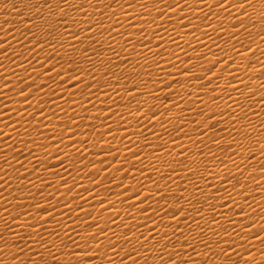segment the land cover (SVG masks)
Instances as JSON below:
<instances>
[{"label":"bare ground","instance_id":"6f19581e","mask_svg":"<svg viewBox=\"0 0 264 264\" xmlns=\"http://www.w3.org/2000/svg\"><path fill=\"white\" fill-rule=\"evenodd\" d=\"M245 8L241 28L216 0H0V264H48L53 228L66 253L99 227V253L51 251L264 264V22Z\"/></svg>","mask_w":264,"mask_h":264},{"label":"snow or ice","instance_id":"6c2138e0","mask_svg":"<svg viewBox=\"0 0 264 264\" xmlns=\"http://www.w3.org/2000/svg\"><path fill=\"white\" fill-rule=\"evenodd\" d=\"M65 2H66V0H65ZM261 4H262V8H261V17H260V19H261V22H264V0H261ZM186 6L187 5H185V7ZM245 6H247L248 8H251L252 7V0H236V2H233V0H216V7L220 8L221 11H228L229 12V15H232V12L230 11V9H238L239 10V12H240L241 15L239 17H233V18L238 21L239 27H241V28H244L245 27L244 26V23H243V18L249 15L248 12H247V10H246V8H245ZM128 7L129 8H133L134 5L129 4ZM142 7H143V5H142ZM113 15H115V13H113ZM62 19H63V17H62ZM117 23L119 24V21H117ZM129 26H132V25H129ZM232 26L233 27H237V25H235V24L232 25ZM67 27H68L67 25H64L65 30L67 29ZM88 30L89 31L91 30V26H89V29ZM245 31H247L246 28H245ZM72 36H73V38H75V33H72ZM94 42H96V41H94ZM126 43H127V41H126ZM37 45H39V41H37ZM49 47H51V45H49ZM158 47H159V45H158ZM250 48H251V45L249 44L248 45V49H250ZM149 51H151V49H149ZM233 51H236V49L233 48ZM117 55H119V54L117 53ZM237 55H239V52H237ZM262 55H264V53H262ZM51 58H52L51 56L48 57V59H51ZM86 59H88V57H86ZM154 63H156V66L158 68H160V64L158 62H155L154 61ZM217 63H219V61H217ZM41 67H43V64H41ZM56 67H57V65L54 64L51 69H48L47 70L48 73H49V76H48L49 79H52L50 73ZM213 67H215V65H213ZM162 70L163 69L161 68V71ZM61 71H63V69H60V71H57L56 72V75L58 77L60 76ZM208 71L211 72L212 71V68H209ZM78 73H79V69H77L76 72H73L71 74V76L68 77V79L74 81L72 84L69 85L70 88H74L76 84H79V83H82L83 82L82 77L81 76H78ZM89 75H92V73L90 72ZM29 78L31 79V77H29ZM92 79L93 80L96 79L95 75H92ZM125 79H127V78H125ZM64 82L65 81L63 79L60 81L61 84H63ZM33 83H34V81H33ZM84 86H85V88H88V89H90V87H91L90 84H87V83H85ZM30 87H31L30 85L25 84L24 87L20 89V92L23 93V92H25V89L26 88H30ZM42 87H43V85L39 86L37 90L39 91L40 88H42ZM136 87H137V85L133 84L132 85V90H134ZM30 94H31L30 92L27 93V94H25L24 97H23L24 100H27L28 99V96ZM165 99H168V97H165ZM137 111H139V106L137 108ZM149 111L152 112V117H155L156 116V112L152 111L151 109H149ZM165 131H166V129H165ZM59 152H60V149H59V147H57V154H59ZM178 154L186 157V152L184 150H182ZM60 164H61V166H63V161H60ZM185 167H186V170H191L190 168H187V166H185ZM125 190L127 191V189H125ZM197 190L199 191V189H197ZM68 191L71 192V188H69ZM133 195L136 196V195H139V193H134ZM149 198H150L149 196H145L144 197V200H147ZM181 198H183V197H181ZM161 199H163V196L161 197ZM228 199L229 200H232L233 198L231 196H229ZM141 203H143V201H141ZM233 203H235V202L233 201ZM225 205H227V201H225ZM229 210H231V208ZM40 211L47 213L48 212V209L41 208ZM141 211H144V209H142ZM240 212L243 213V208L242 207L240 208ZM48 218L49 219H52V217L50 215H49ZM173 218L174 219L176 218L175 215L173 216ZM45 223H47V221H45ZM55 223L61 224L60 221H55ZM95 223L96 222L93 221V224H95ZM38 224H39V222H38ZM91 226L92 225H89V227H91ZM61 227L63 228L65 226L64 225H61ZM241 231H243V228L241 229ZM48 234L51 235V236L56 237V240H59L60 241L61 247H58L55 241H45V240H43V238H41V240L37 241V243H39L41 247H44L45 250L49 252V255L51 256V261L48 262V264H61L60 258L58 256H56L51 251V249H55L56 252H59L61 255H65L66 254L68 257H75V256H77L76 249H79L80 252H84V253L90 251L91 248H90V246L88 244V240H92V241L95 242V253H99L100 246H101V243H102V241L99 239V236L100 235H105V228L99 227L97 234L89 233L88 236L84 239L83 245H81L80 243H78L77 240L73 239L72 237L67 236V233H65L64 234L65 237L67 238V240L69 241V243L72 245V249L71 250H68L66 253H65V249L67 248V244H65V242L63 240H60V233L57 232L55 228H53L51 231H49ZM36 235H39V234L38 233H34L33 239L35 238ZM124 239H125V242L126 243H131V241L128 239V237H125ZM160 239L161 240L168 239V234L167 233H164V235ZM146 242L147 241L145 239V243ZM156 243L159 246L160 245V240H157ZM184 243L189 248L192 247V245L188 244L187 239H185V242ZM49 245H50V248L48 247ZM205 246H207V245H205ZM109 250L110 251L113 250V246L112 245H109ZM160 251L162 253H166L167 252V245L161 247L160 248ZM133 252H135V249H132L128 253V256L129 257H132V253ZM113 254H115L114 251H113ZM176 255L178 256L179 253H176ZM93 258H94V256H84V257L77 258L74 261L70 259V260H68L67 264H85V260H91ZM42 259H43V257H42ZM161 259H162V257H161ZM168 261L169 262H172V255H168ZM133 264H136L135 258H133ZM172 264H174V262H172ZM182 264H183V262H182Z\"/></svg>","mask_w":264,"mask_h":264},{"label":"rangeland","instance_id":"374dc122","mask_svg":"<svg viewBox=\"0 0 264 264\" xmlns=\"http://www.w3.org/2000/svg\"><path fill=\"white\" fill-rule=\"evenodd\" d=\"M53 60H54V59L52 58V61H53ZM69 60L71 61V58H70ZM70 61H69V62H70ZM72 61L74 62V60H72ZM72 61H71V62H72ZM69 62L66 63V64L68 65ZM71 62H70V63H71ZM37 63H38V62H37V61H34V59H33V61H32V65H33V64H37ZM74 63H75V64H74ZM74 63H71L72 65H71V67H70V71H76V69H77L78 66H79L78 63H77V61L74 62ZM76 63H77V64H76ZM38 64H40V63H38ZM79 64H80V63H79ZM74 65L77 66V68H75ZM39 66H41V64H40ZM68 66H70V64H69ZM72 68H74L75 70H72ZM84 89H85V87H84ZM87 89H88V88H87ZM87 89H86V90H87ZM81 92H82V94H83V93H86V91H84L83 89L81 90ZM91 131H92V130H91ZM90 133H91V132H90ZM94 133H95V132L93 131L91 135H94ZM237 244L239 245L240 243H237ZM242 244H244V243H242ZM242 244H240V245H242ZM238 245H236V246L234 245L235 247H233V248H236ZM227 249L229 250V247L226 248V252H228ZM226 252L223 251L222 257L224 256V254H225ZM185 253H186L185 255L187 256V258H185V261H184V262H186V263L190 262V264H203V263H204V264H213V263H214V264H221V263H222V264H225L226 261H227L226 264H237V262H238V260H237L236 258H233V257H230V258H229V257H225V261H224V258H223V260H221L222 257H220V259L217 258V260H216V258H213L212 255H211V256L208 255V256H209V260H208V256H207V258H206L207 262H206V260H202V261H203V262H202V261H199L198 259L196 260L195 257H194V254L190 255L191 253H189V252H185ZM228 258H229V259H228ZM189 259H190V261H189ZM210 259H211V260H210ZM234 259H235V260H234ZM191 260H192L193 262H192ZM195 260H196V261H195ZM212 260H215V262H216V261H217V262L215 263V262L213 261V263H212ZM229 260H230V261H229ZM222 261H223V262H222ZM233 261H234V262H233Z\"/></svg>","mask_w":264,"mask_h":264}]
</instances>
